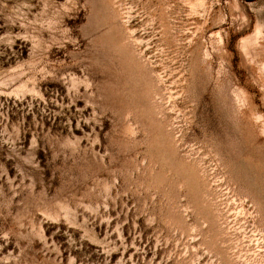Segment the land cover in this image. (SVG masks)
I'll use <instances>...</instances> for the list:
<instances>
[{
  "label": "rangeland",
  "instance_id": "obj_1",
  "mask_svg": "<svg viewBox=\"0 0 264 264\" xmlns=\"http://www.w3.org/2000/svg\"><path fill=\"white\" fill-rule=\"evenodd\" d=\"M0 264H264V0H0Z\"/></svg>",
  "mask_w": 264,
  "mask_h": 264
}]
</instances>
